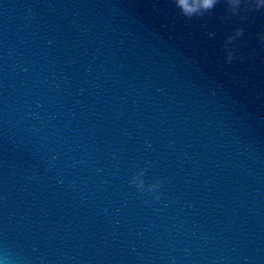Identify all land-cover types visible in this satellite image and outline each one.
<instances>
[{
	"label": "water",
	"instance_id": "1",
	"mask_svg": "<svg viewBox=\"0 0 264 264\" xmlns=\"http://www.w3.org/2000/svg\"><path fill=\"white\" fill-rule=\"evenodd\" d=\"M0 264H264V0H0Z\"/></svg>",
	"mask_w": 264,
	"mask_h": 264
}]
</instances>
